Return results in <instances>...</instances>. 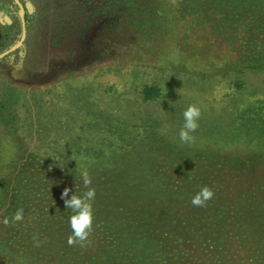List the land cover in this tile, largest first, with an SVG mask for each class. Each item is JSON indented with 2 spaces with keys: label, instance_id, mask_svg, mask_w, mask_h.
Returning <instances> with one entry per match:
<instances>
[{
  "label": "rangeland",
  "instance_id": "rangeland-1",
  "mask_svg": "<svg viewBox=\"0 0 264 264\" xmlns=\"http://www.w3.org/2000/svg\"><path fill=\"white\" fill-rule=\"evenodd\" d=\"M19 1L23 8L0 0L12 16L0 23V54L16 46L0 59V264L57 263L29 254L34 243L26 234L34 231L39 203L45 210L61 205L49 193L53 182H60V196L71 188L66 200L88 189L84 171L92 184L129 181L122 199H147L164 216L160 237L174 236L171 246L182 250L173 263L135 257L126 264H210L195 230L215 229L221 208L214 198L264 188L263 31L253 32L255 40L243 35L249 16L235 17L230 31L223 11L197 7L205 0ZM23 13L27 31L19 44ZM27 13L34 14L29 21ZM192 105L201 114L184 142L183 114ZM34 181L41 192L30 194L18 217ZM206 186L213 197L193 205ZM227 226L243 234L251 229L234 216ZM183 231L192 233L175 237ZM256 243L212 263L244 253L242 264H264Z\"/></svg>",
  "mask_w": 264,
  "mask_h": 264
},
{
  "label": "trees",
  "instance_id": "trees-1",
  "mask_svg": "<svg viewBox=\"0 0 264 264\" xmlns=\"http://www.w3.org/2000/svg\"><path fill=\"white\" fill-rule=\"evenodd\" d=\"M207 2L198 5L202 9H210L212 12H224L221 19L229 24L230 31L236 29L233 23L235 17H250L243 35L250 38L253 32L257 34L263 31L264 34V0H205ZM206 18L207 12H203ZM6 16H11V10L4 4H0V23L8 25ZM34 17L33 13H27V20ZM229 19V22L226 20ZM235 26V27H234ZM237 33V32H236ZM255 40V37L252 38ZM262 160L264 161V156ZM253 161V160H252ZM92 181V180H91ZM104 181V180H103ZM97 182L87 186V188L95 189V198L92 201L94 212V225H109L108 231L95 230L93 226L85 241H77L73 244L68 243L69 236L72 235L70 226V217L74 214L73 210L67 208L64 197L59 195L61 191L60 182L55 180L53 186L55 190L49 193L60 197L61 205L45 210L41 203L37 205L36 215L38 220L33 226V232H27V237L31 238L34 243L30 247L28 253L36 254L40 260L48 257L56 264H79V260H86L87 264H126L129 260L136 257L137 261L149 262L160 259L173 263L179 258L181 248L171 246L174 236L170 239L161 236V230L158 225L164 224L163 214L158 213L147 199L138 200L136 202L127 203V198L122 199L123 192L130 188L127 180H108L107 182ZM30 185L23 193L24 205L29 201L30 194L41 192L40 183ZM251 183L250 186H254ZM88 189H86L87 191ZM80 192L83 195L84 192ZM247 195L233 197H215L214 203L217 208H221L220 212L213 219V230H195V236L204 239L199 245L204 252L209 251L212 261L222 256V253L231 252L232 249H246L250 244L258 243L264 249V188L256 189L255 194L246 188ZM249 192V193H248ZM56 193V194H55ZM139 203V206H137ZM121 207V208H120ZM123 211H119V210ZM130 209H136L134 216H130ZM251 211V212H250ZM201 212V211H200ZM195 214V220L199 223V214ZM231 216L237 218V223L251 225V229L243 234L240 230H228V224L231 222ZM196 222V223H197ZM254 226V228H253ZM45 227V228H39ZM190 228V226H189ZM226 228V229H225ZM190 231H183L176 234L175 237H183L187 239ZM205 239L211 241L212 248H204ZM80 242V243H79ZM256 243V244H257ZM55 244H59L65 249L60 253ZM185 246L183 248L184 252ZM199 249V250H200ZM182 251V250H181ZM32 253L30 256H32ZM202 256L200 250L197 256ZM243 254L235 256L230 262H222L221 264H242ZM196 256V258H197ZM198 259V258H197ZM263 258L257 259L261 262ZM173 261V262H172ZM199 262L203 260L199 259ZM195 262V264H199ZM194 264L193 262H188ZM205 263V262H204ZM207 263V262H206ZM220 264V263H218Z\"/></svg>",
  "mask_w": 264,
  "mask_h": 264
},
{
  "label": "clouds",
  "instance_id": "clouds-1",
  "mask_svg": "<svg viewBox=\"0 0 264 264\" xmlns=\"http://www.w3.org/2000/svg\"><path fill=\"white\" fill-rule=\"evenodd\" d=\"M200 109L195 105L189 106L184 111V126L180 131V139L184 142H190L192 136L190 133L194 132L198 127V118L200 117ZM83 177V184L87 188L91 184V177L88 175L87 171L81 173ZM71 188H65L62 197H68V192ZM214 195V192L209 187L202 188L192 199V204L196 206H203L206 201L210 200ZM95 198V189L88 188L83 195H77L75 192L70 198L65 200V205L67 208L73 210V215L70 217V226L72 229V235L69 236L68 243L73 244L77 241H85L89 235V230L92 227L94 214L92 201ZM25 209L21 206L17 212L16 216H23ZM7 219L11 220L12 217L9 216Z\"/></svg>",
  "mask_w": 264,
  "mask_h": 264
},
{
  "label": "water",
  "instance_id": "water-1",
  "mask_svg": "<svg viewBox=\"0 0 264 264\" xmlns=\"http://www.w3.org/2000/svg\"><path fill=\"white\" fill-rule=\"evenodd\" d=\"M18 4H20V6L23 8V5L21 4V2L19 0H17ZM27 6L29 8V11L32 12V3L31 2H27ZM23 24H24V30H23V36L21 38V41L19 42V44H21V42L24 40L25 36H26V18H25V14L23 13ZM18 44V45H19ZM16 47V46H15ZM15 47L3 52L0 54V59H2L3 57H5L9 52H11L13 49H15Z\"/></svg>",
  "mask_w": 264,
  "mask_h": 264
}]
</instances>
